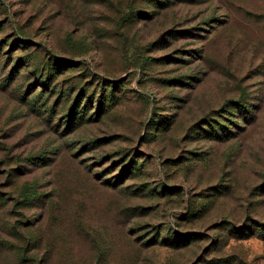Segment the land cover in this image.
<instances>
[{
    "label": "rangeland",
    "instance_id": "1",
    "mask_svg": "<svg viewBox=\"0 0 264 264\" xmlns=\"http://www.w3.org/2000/svg\"><path fill=\"white\" fill-rule=\"evenodd\" d=\"M0 264H264V0H0Z\"/></svg>",
    "mask_w": 264,
    "mask_h": 264
}]
</instances>
